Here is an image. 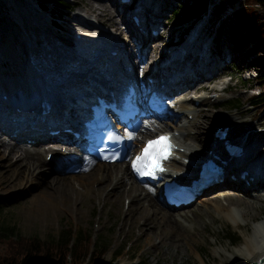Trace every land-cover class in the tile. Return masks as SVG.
Here are the masks:
<instances>
[{"label":"rangeland","instance_id":"rangeland-1","mask_svg":"<svg viewBox=\"0 0 264 264\" xmlns=\"http://www.w3.org/2000/svg\"><path fill=\"white\" fill-rule=\"evenodd\" d=\"M68 1H70L72 6L66 7V9H68L66 15L61 14L63 16H59L55 13L51 16L49 7L46 8L45 6L38 5L39 3L37 0H0V73L3 72L5 76H14L11 74L9 75V73H16V75L19 74L22 79H24L22 71L23 43H25V48H28L30 44L31 50H33V52L30 51L32 57L34 56V53L37 52L35 56L36 58L33 57L36 62L39 61L40 63V61H43L45 64L47 63L53 66L56 64V66L60 68L67 65V61L64 59L67 56V52L63 46L73 45L74 39L68 38V35L70 33L75 35L73 31L79 26L76 25L77 21L74 19L73 15L79 11L78 13L88 16V19L100 23L99 18H97L95 14L90 15V13L81 10L83 9V5H86L85 0ZM103 1L104 0H101V2ZM145 1L148 2V0ZM159 3H161L160 6L165 5V8H162L160 12L158 10ZM209 3L214 7V14L213 12L212 14L210 13L212 15L211 17H213L210 27L215 30L222 23L223 27L221 29L223 31L219 39L222 43L227 42L228 47L234 48L237 56L231 65L224 68V71L218 74V76L223 75L219 78L206 79L202 77L207 76L209 73H195V77L200 79L192 81V85L187 86V88H184L182 91L184 94L179 95L182 99L186 100L184 102L189 106L183 108L182 113L179 116L180 119L176 118L178 119L176 120L177 122L172 123L180 124V122H184L190 131H195L193 123L199 117H202L206 111H209L213 116L214 114L216 115L213 119L211 117V121L209 119L210 131H212L211 125L215 123L213 120L221 115L223 117L219 118L222 120L232 118V122H242V124L237 126L231 125V134L236 138L239 137L240 140L241 134L248 126H251L252 129H254V132L263 135L264 109L257 112L256 105L251 104L249 101V95L258 90H262V85L255 77L261 73L264 63L259 61V47H255L254 49L257 42L256 38L250 34L246 25L239 20L236 12L238 9L246 7L249 2L247 0H210ZM176 6L177 2L175 0H151V3L149 5L146 4L144 7V9H148L149 12L156 8L158 12V20H156V23H165V27L162 28L163 31L160 32L159 36L152 40L150 39L147 42L150 48L146 53L142 54L141 49H139L135 52L137 55L134 54V61H136V66L138 67L141 79H143L144 73L149 71L152 64V58L155 56L160 57L162 54L167 53L168 47H166V44L168 42L174 41L177 44L182 39L183 41L178 44H183L185 42L184 39H186L185 37L189 32L185 31V24L189 25L191 22L193 24L192 26H194L192 19L190 21H183L179 16H175L172 9ZM257 6L255 5L257 8L256 25L258 26L264 20V11L261 7ZM101 9H103L102 5L101 7L97 6L95 12L100 13ZM120 10L116 12L115 16L122 31H116V34L126 39L125 29H123L125 28L124 21H122ZM55 17L56 20L54 21ZM98 23H96V25H98L99 28H102L103 32H105L103 33V35H105L104 37H111L112 33L107 32L108 29L105 28L106 25L102 24L104 25L102 26ZM110 27L112 26H109V29ZM25 30L27 33H30V38L25 39L22 37ZM194 31L198 32L197 24H195ZM113 35L115 34L113 33ZM182 35L185 36L181 38L180 36ZM33 37H37V39L34 40ZM102 40L103 38H99L97 41L100 43L103 42ZM141 41L146 43V40ZM144 43L143 46H145ZM245 51L252 59L251 61L244 58ZM227 57H230V55H227L226 58ZM239 57L241 58L240 60ZM226 58L219 60V65H226ZM155 59L157 60L158 58L155 57ZM12 62L15 63L13 64ZM39 67L42 66L39 65ZM222 67L223 66L218 68V71L221 70ZM227 73H231V75ZM243 79H246L245 82ZM17 80L19 81V79ZM199 83H205L208 85H205V88L203 89L194 90V86ZM19 85L25 87L24 80L23 82L19 81ZM212 87H214V89ZM198 95H204L206 98L201 101L200 104L194 103V108L190 107L193 103V96L196 97ZM237 97L240 98V106H227V103H225L226 100ZM181 102L182 100H180L179 105ZM188 109H192L191 111H188L192 114V117L186 116L188 113H186V111ZM260 112L263 113L260 115L258 114ZM227 114H234L236 119L233 120V117L231 116L225 117ZM157 121L160 120L157 119ZM163 121L164 120L161 122ZM147 129V132H142V139L156 131V128L152 129L147 127ZM137 131L138 130H136V132ZM1 132L2 131H0V133ZM3 132L0 134V138L5 140V145L10 146L12 143H8L9 134L5 131ZM250 136L252 135L250 134ZM183 138H188L187 140H189V138L191 139L192 137L190 135L189 137L184 135ZM252 139L244 144L247 145L248 143L254 142ZM18 140H20L19 142H22V139H19V137ZM73 155H69L65 158L63 162L64 168L68 162L67 160L74 157ZM256 156L253 154L252 159L255 160ZM123 162L127 164V161ZM1 168L2 163H0V171ZM89 170H91L90 167L84 172L87 173ZM5 181L6 180L0 181V232L9 231L10 233V229H12L16 231L17 234L25 236L37 235L41 238H49L53 235H57L63 225L71 224L74 226V235H76V229H78V227L85 226L88 231L92 233L94 240L102 237V239L106 241L108 246L106 245L107 247L103 257L105 261L113 264L118 262H134V260L138 258H140L144 264H203L200 257L205 258L209 264H219L221 259L220 256L215 253V249L224 247L225 250H228L224 251V254L226 256L230 255L231 251L236 250V248L244 244L246 238L252 234L255 224L264 223L263 193L261 200H255L256 206L253 208L251 207L248 215H246L253 217L243 218L242 216H238L239 221L238 223H235L224 214L218 215V210L213 209L211 212H207L201 205L205 202L204 199L213 196L214 192L211 193V191H213L212 189L214 188H212L187 205L172 208L167 207V209L172 212H179L183 209L187 210L188 216L192 217V219L189 220L183 219L186 224V226H184L186 230L183 228L182 232H185L186 234L191 233L190 241H184L178 245L167 243L156 244L158 241L157 237L154 238L155 240L148 241L144 235L139 233V229L135 224H132L131 226L125 225L126 228H121L124 218L128 217V215L124 213V210L128 207L130 202L127 195L123 196L124 198H122L120 203L115 201L109 193L106 196L104 193L94 194L92 197L81 196V201L78 202L77 207H57L55 205L57 208L54 206L48 212H46V210L42 212V210L37 207L38 202L35 199V195L37 194L36 185H31L32 182L29 180L13 182L10 179L6 182ZM260 191L262 192V188H260ZM233 203L235 202L233 201L231 203V207L232 209L234 208V210L242 205ZM44 212L45 214H43ZM238 212H235L237 213L236 215H239ZM34 213H36L37 216ZM39 214L41 215L39 216ZM193 227H195L196 230L193 229ZM229 227L239 232L241 238L237 243H231L222 235L224 230ZM196 231L199 232L195 234ZM6 240L7 239L4 238L0 239L1 251L7 250L8 245ZM118 248H121L120 252L119 254H115V250ZM67 264L71 263L68 261ZM80 264L88 263L82 261ZM251 264H264V256H261L258 262L256 260Z\"/></svg>","mask_w":264,"mask_h":264},{"label":"bare ground","instance_id":"bare-ground-1","mask_svg":"<svg viewBox=\"0 0 264 264\" xmlns=\"http://www.w3.org/2000/svg\"><path fill=\"white\" fill-rule=\"evenodd\" d=\"M78 1H84V0H78ZM209 2L210 0H207V4L205 9L202 11V15L199 16L198 18H194L193 20V23L198 25L200 32L205 33L206 47L203 51V54H201L203 43H201L197 46L188 48L187 51L181 56L180 66L176 70L178 72V75L180 76V81L182 82L189 83L197 79H200L195 77V73L204 74L205 72L212 73L218 71V68L224 66L223 64L219 65L218 62L219 60L226 58L227 55H230L231 58L235 56V52L233 48L228 47V44L223 45L222 48L218 51L214 49L215 47L214 40L213 38L210 37V34L207 33V27L209 26V22L212 18L211 17L212 12L214 14V7ZM85 3L86 5L82 4L83 9L81 10L83 12L90 13V15L95 14L97 18H99V22L101 24L112 26L110 30L113 29L114 31H118V32L122 30L120 28V25L118 24V21L116 20V16H115L116 12L120 10V6L124 9L125 7H129L132 3H136L135 4L136 12L140 10L141 14L143 15L144 30L140 29L138 26L130 22L132 28L131 31L132 34L129 35L128 42L126 44L127 51L128 52L130 51L135 55H136L135 52H136L137 42L143 44L144 42L141 40H146V43H144V45L146 46L148 44L147 42L153 37L151 33L148 31V28L153 23L154 25H162L160 23H156L157 22L156 20H158L157 17L158 12L156 8L155 10L152 9L151 12H149L148 9H144L146 4L149 5L151 3V0H148V2L145 0H133L132 2L129 3L120 2L119 0H104L103 2H101V0H85ZM160 4L161 3L158 4L159 12L162 8H165V5L160 6ZM101 5L103 6V9L100 10V13L102 11L103 14L95 12L97 6L101 7ZM78 12H76V14L73 15L74 19L76 21L79 19L83 21L82 24H84V26H81V28L89 31L91 37L94 33L95 28L100 29L102 34L99 33L97 38H103L102 40L104 43L103 47L105 48V50L108 51L109 49L108 46L114 43H111L110 41L107 42L106 38L104 37L105 35H103V33H105L103 32V29L99 28L95 22H90L91 20L88 19L89 18L88 16H84ZM122 21H125L123 17H122ZM127 21L128 19H126V22ZM76 30L73 31L74 34ZM110 30L109 31L107 30V32L111 33L112 31ZM24 32L25 33L22 35L23 38L27 39L31 37V35H29L30 34L29 32L27 33L26 30ZM78 32L79 31H77V33ZM79 35L80 37L83 36L82 34H80V32ZM113 36L114 37L111 40L117 38L116 35ZM73 37H75V35H72L71 33L68 35V38H73ZM180 37L182 38L183 35ZM33 39L36 40L37 37H33ZM23 44L24 45L22 46V53H23L22 70L23 68L25 69L26 66L25 59L29 49L31 48L30 44L28 48H25V43ZM117 44L120 47H123L121 42H118ZM186 44L187 43L184 42L183 44H177V45L183 47ZM131 45L134 47H132ZM177 45L176 47H179ZM63 47L64 49L67 48L66 45H64ZM96 52H101V50H99V48L97 47ZM143 52L146 53L147 48L143 49ZM36 53L37 52L34 53L33 57L36 56ZM163 55L164 54H162L157 60L154 58L153 61L154 62L158 61V65L161 66L160 60L163 57ZM35 58H33V60H35ZM71 58L75 60L74 56H72ZM115 58H117V62H121V55L119 56L111 55V59H115ZM64 59H66V57ZM111 59L107 57V60L109 62L103 66L104 71L107 70L109 63H111L110 62ZM91 60H92L91 62L94 63L92 66H91L92 63H84V62H76V65H74V68L77 71V76L79 77V80L82 81L83 83L88 82L89 79H93L94 77H97L95 70L93 68L97 69L98 63L95 61L94 56L92 57ZM178 61L179 59L177 58L174 61H172L170 64L164 65L163 67L166 69H171L172 64H175ZM41 63L40 64L37 63L36 65H34L33 63L30 66L31 69L27 67V70L29 72L28 80H29L30 88H27L26 90H21L22 93L24 91L26 100L29 101V103L36 108L39 104V101L43 98V96H45V94H48L51 97V99L55 101H59L61 98L59 94L56 92V90H53L52 88H50V86H48V81L46 77L43 75L38 76V73L35 72V69L40 68L45 70L48 67H55L56 64L54 66L53 65L46 66ZM186 63H189V65L191 66L190 72L184 71V66ZM39 65H41L42 67H39ZM86 66H91V67H89L86 70V72L83 73V68ZM110 66L112 68L116 67V66L113 67V64H110ZM61 72L62 71H60V73ZM10 74L14 76L4 75V77L7 79L8 78L13 79L16 76V78L18 79L16 73H9V75ZM64 75L65 74H63V76ZM85 76H87V78H85ZM107 81L108 80L104 78V75L101 74L99 76V80L97 81V83L99 82L106 85ZM49 84L54 85L55 81L49 80ZM203 87H205V83L201 85L199 84L198 86V88H203ZM212 88L214 89V87ZM22 93H18V95H16L18 96V99L22 98L23 96ZM9 94H12V92L10 91ZM182 94L184 93L182 92L178 95H182ZM194 98L195 99L198 98L200 99V101H202L206 97L204 95H198V97L193 96L192 98L193 103L190 105V107L193 108L195 107ZM184 101L186 100L182 99L179 110L183 109L182 107L186 108L189 106ZM4 103L5 102L3 101V99L0 98V116L2 114H5L8 122V111L6 112V109L3 108L1 109ZM191 110L192 109H188L186 113ZM13 112L16 113V111H12V113ZM215 116H216L215 114L213 116L211 112L206 111L202 117H199L193 123V125L195 126V131H190L185 124L178 127L179 134L175 133L174 136L176 141H178L180 147H177L175 151V155L172 156L170 159L168 165L169 171L177 169L179 172H181L180 173L181 176L185 174L186 175L190 174L191 170H188L187 163H192V160L194 158L199 159L200 156H202L203 154L202 150L203 149L205 150L207 146H209V143L213 138L212 135L213 131L209 130L210 128L209 119L211 121V117L213 119V117ZM230 116L233 117V120L236 119L234 117V114L233 115L227 114L225 117H230ZM178 117L179 116L176 114L174 116V119ZM219 117H223V116L219 115ZM219 117H217L219 120L216 122L224 121L225 123H230L231 125H235V126L242 124V122L239 123L232 122L231 120L232 118H226L225 120H222ZM39 119H40V115H37L36 120ZM167 119L169 118L164 119L165 122L163 124L169 123ZM215 123H213V125ZM42 124L43 123L40 122L36 125L41 126ZM147 127L152 129L156 128L157 131L160 130V128H163L158 125H155L152 118L148 117V119H145V121L140 126H138V128L136 129L138 130L137 132L133 131L132 133V136L134 137L132 140L133 144H137L140 141L141 143L143 142L141 134L143 131L147 132L148 130ZM231 131H232V126L230 127L228 135L230 137H234L231 134ZM250 134L252 136H250ZM184 135L185 136L187 135L188 137L190 135L192 138L191 139L189 138V140H187L188 138L183 140ZM9 136L10 138L8 140V143H12L10 144V146L5 145L4 143L5 140L0 138V163H2V168L0 171V181L1 180L7 181L11 179L13 182L15 181L22 182L24 180L25 181L29 180L30 182H32L31 185L32 184L36 185L37 188V194L35 195L36 196L35 199L38 202L37 207L40 208L42 212L45 210L46 212H48L55 205L57 207H68V206L69 208L77 207L78 202L81 201V196L92 197V195L94 194H101V193H104L106 196L109 193L111 197L114 198L115 201L120 203L122 198H124L123 196L127 195L129 197L130 202L128 207L124 210V213H126L128 217L127 218L125 217L123 222L121 221L122 222L121 228L125 227V225L131 226L132 224H135L139 229V233L141 235H144L148 241L155 240L154 238L157 237L158 241L156 242V244L167 243L172 245H178L181 244V242L188 240L190 241L191 233L186 234L185 232H182L183 228L186 230V228L184 227L186 226V224L183 219L186 220L192 219V217L188 216L187 210L183 209L182 211L179 212L169 211L167 207L170 206L162 202V200L158 197L157 194L153 193V191L149 189H145L142 184L140 185L139 181L134 179L131 172V168L129 166V158L127 159L124 158L121 161L116 160L110 162V161H102L97 159L96 157L90 156V160L87 166L86 167L85 165L82 166L85 168L79 170L78 172L67 171L63 167V162L65 158L73 154H74L73 156H76V158H78L81 157L85 152L84 148L76 141L72 139L62 140L59 137L51 136L48 139L38 138L35 139L34 141L32 140L29 141L28 139H22V142H19L20 140L16 138L18 137L17 135L15 137L14 135L9 134ZM234 138L236 141L242 142L243 144L253 138L252 140H254V142L248 143L247 145L244 144V147L246 148L247 151L246 156L249 155L252 156L253 154L254 156L258 155L256 156L255 160H253L254 162H252L249 165V170L252 173H255V177L254 179H250L251 183L250 185H247L245 183L246 182L245 179H243L239 175V173H233L231 171V168L229 166H226L227 171L225 177L229 178L232 175V173L235 174L236 177L230 180H226L224 181L223 184H220L218 185V187L212 189L213 191H211V193L214 192L213 196L208 197V199H204L205 202L202 203L201 205L205 208L207 212H211L213 209H216L218 210L217 212L218 215L224 214L226 217L233 220V222L238 223L239 221L238 216H242L243 218L253 217L246 215H248L251 207L253 208L254 206H256L255 200H261L262 195L264 194V134L259 135L257 132H254V129H252L251 126H248L241 134V141L238 140V138L236 137ZM212 143L214 147L221 146L220 143L216 140L212 141L211 144ZM123 161H127V164H125ZM89 167L91 168V170H89V172L87 173L84 172ZM245 167H248L247 163H244V165H242L239 168L240 170H242ZM59 171L62 172L60 173ZM247 178L249 177L247 176ZM260 188H262V192L260 191ZM233 201L237 204H242V205L236 208V210H234V208L232 209L231 207V203ZM235 212H238L239 215H236L237 213ZM34 214L36 215V213ZM41 214H39V216ZM43 214H45V212ZM193 229H195V227H193ZM198 232L199 231H196L195 234H197ZM214 251L217 255L220 256L221 261L219 264H251L253 261L256 260L258 262L259 258L261 256H264V224L263 225L255 224L252 230V234L246 238L244 244L236 248V250L231 251L230 255L226 256L224 254V251H228L225 250L224 247L215 249ZM200 258L203 264H209L205 258L203 257Z\"/></svg>","mask_w":264,"mask_h":264},{"label":"trees","instance_id":"trees-1","mask_svg":"<svg viewBox=\"0 0 264 264\" xmlns=\"http://www.w3.org/2000/svg\"><path fill=\"white\" fill-rule=\"evenodd\" d=\"M42 6L49 7L54 14H65L72 4L68 0H38ZM177 6L173 8L175 16H179L183 21H190L202 15L207 0H175ZM249 4L246 7L238 9L239 20L242 21L250 34L256 38L255 47H259V61L264 63V20L260 25H256L255 5L261 7L264 11V0H247ZM257 6V7H258ZM191 23V22H190ZM189 23V25H190ZM185 31L189 25L185 24ZM211 28V27H210ZM221 30L217 32L216 38L221 35ZM262 51V52H261ZM256 80L262 85V90L253 92L249 95L251 104L256 105L257 112L264 109V67L256 77ZM246 79H243L245 82ZM240 98H230L225 101L229 107L240 106ZM255 108V109H256ZM264 112V110H263ZM262 112V113H263ZM261 112L258 114H262ZM5 228V227H2ZM1 230V229H0ZM0 232V239H7V250H0V264H80L86 261L88 264H113L104 260L106 241L101 238L93 239L92 233L84 227L76 229L74 235V226L71 224L63 225L57 235L49 238H41L37 235H22L10 229ZM14 231V232H13ZM222 235L231 243H237L241 238L239 232L231 227L224 230ZM93 243V245H92ZM107 245V246H106ZM121 248L115 250V254L120 252ZM69 254V255H68ZM68 258V259H67ZM116 264H144L139 260L136 263H116Z\"/></svg>","mask_w":264,"mask_h":264},{"label":"snow or ice","instance_id":"snow-or-ice-1","mask_svg":"<svg viewBox=\"0 0 264 264\" xmlns=\"http://www.w3.org/2000/svg\"><path fill=\"white\" fill-rule=\"evenodd\" d=\"M127 138L131 140L134 137L130 135ZM171 149L172 145L168 136H159L154 140H149L141 154L137 155L132 163L134 171L142 176H152L157 170L162 171L161 162L168 159Z\"/></svg>","mask_w":264,"mask_h":264}]
</instances>
